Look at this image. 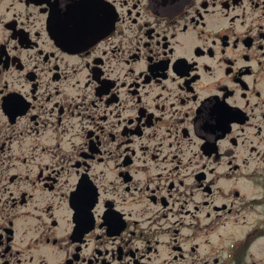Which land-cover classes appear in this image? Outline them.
Wrapping results in <instances>:
<instances>
[{
    "label": "flooded vegetation",
    "instance_id": "af4514ba",
    "mask_svg": "<svg viewBox=\"0 0 264 264\" xmlns=\"http://www.w3.org/2000/svg\"><path fill=\"white\" fill-rule=\"evenodd\" d=\"M0 264H264V0H0Z\"/></svg>",
    "mask_w": 264,
    "mask_h": 264
}]
</instances>
